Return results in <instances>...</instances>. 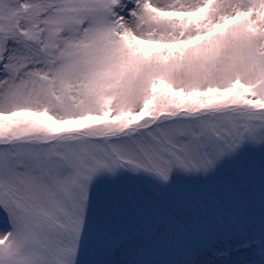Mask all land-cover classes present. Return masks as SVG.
<instances>
[{
    "label": "snow or ice",
    "instance_id": "6c2138e0",
    "mask_svg": "<svg viewBox=\"0 0 264 264\" xmlns=\"http://www.w3.org/2000/svg\"><path fill=\"white\" fill-rule=\"evenodd\" d=\"M0 264H264V0H0Z\"/></svg>",
    "mask_w": 264,
    "mask_h": 264
},
{
    "label": "rangeland",
    "instance_id": "374dc122",
    "mask_svg": "<svg viewBox=\"0 0 264 264\" xmlns=\"http://www.w3.org/2000/svg\"><path fill=\"white\" fill-rule=\"evenodd\" d=\"M239 198L242 204L251 207L253 203V192L251 189L245 188L242 189L239 193ZM225 211L229 212L232 216H234L240 224L241 230L247 231L249 228L248 222L240 215V213L235 209L230 202H225L224 204ZM235 243V241H233ZM239 255H244L243 252L239 253Z\"/></svg>",
    "mask_w": 264,
    "mask_h": 264
}]
</instances>
